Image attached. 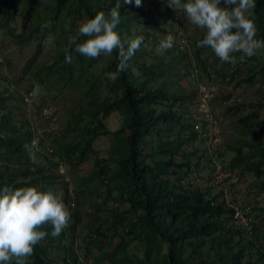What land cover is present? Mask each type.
<instances>
[{
    "label": "rangeland",
    "instance_id": "1",
    "mask_svg": "<svg viewBox=\"0 0 264 264\" xmlns=\"http://www.w3.org/2000/svg\"><path fill=\"white\" fill-rule=\"evenodd\" d=\"M57 1L61 2L58 9ZM97 1L109 4V9L117 3ZM70 2L0 0V114L8 115L15 127L32 132L30 144L35 141L39 161L33 164L27 152L0 147V178L23 169L26 173L16 174L15 180L43 176L38 190L62 194L71 218L64 236L53 237L48 262L65 264L64 247H70L80 264H119V247L124 242L130 259H142L145 245L139 236L129 233V224L140 214L139 204L127 200V181L116 183L111 175L119 159V144L124 141H118L117 132L124 127L125 115L121 107L112 108L106 118L97 110L103 108L104 101H114L119 92L111 88L105 74L113 53L89 59L79 56L73 46L72 60L65 62L68 38L79 35V25L87 18L83 9L75 16ZM141 5L121 0L115 31L126 33L129 39L142 37L136 53L140 62L151 67L144 76L143 91L166 96L164 100L157 97L150 112L156 117L170 110L190 130L195 131L194 124L198 126L195 136L183 141L180 153L173 158L175 165L163 178L177 192L179 187L199 192L203 199L225 203L253 219L250 234L237 231L229 219L227 231H214L194 251L191 245L186 246L183 256L218 264L220 252L227 258H239L241 264H264V165L259 176L241 171L243 165L231 166L237 147L247 154L246 141H264V130L258 137L256 126L247 132L238 121L250 112L251 122L264 120V48L251 57L237 52L232 62H221L210 48L197 47L203 30L191 25L184 13L168 7L166 0H141ZM46 24L51 26L44 27ZM254 26L255 38L264 40V24L262 34L255 21ZM168 35L174 37L173 46L161 50L160 42ZM132 70L141 75L137 68ZM159 126L163 139L182 129L181 125L170 128L169 121ZM188 128L181 134L183 139ZM91 130L101 134L88 144ZM154 145L143 152L151 167L170 158L167 153L151 157ZM58 158L63 162L61 168L57 167ZM102 159L110 165L104 182L98 174ZM225 217L229 215L219 220ZM165 253L163 244L161 250L152 252L150 262L158 263Z\"/></svg>",
    "mask_w": 264,
    "mask_h": 264
},
{
    "label": "trees",
    "instance_id": "2",
    "mask_svg": "<svg viewBox=\"0 0 264 264\" xmlns=\"http://www.w3.org/2000/svg\"><path fill=\"white\" fill-rule=\"evenodd\" d=\"M60 3L58 1L55 3L56 9L59 8ZM70 3L72 6L71 10L75 16L82 9L87 18H92L101 11L106 15L110 12L109 4L101 3L97 0H71ZM254 14L255 24L260 28V34H262L264 0H255ZM73 22L74 19L71 20V24ZM120 37L122 40L129 39L124 32H121ZM79 38H82V42L86 39V37ZM78 55L81 56L79 53ZM118 63V53L113 52V58L105 70V74L116 72ZM127 65V68L118 74V78L115 81H111V88L119 91L116 94V99L114 101H104L106 103L100 105L103 108L97 109L102 111V118H106L114 107H121L125 115L124 127L117 132L119 135L118 141L121 138L124 141L119 144V159L116 162V169L111 175L113 180L117 181L116 183L122 180L127 181V186L124 190L127 200L131 204H139L140 214L129 224V233L139 236L145 245L144 258L133 260L127 256V243L124 242L119 247L122 255L117 262L119 264H153L150 262L152 252L161 250L163 244H166V253L155 264H206L205 259L193 261L184 258L186 246L191 245L194 251L195 247L201 244L202 239L209 237L214 231L219 229L226 230L225 226L228 220L231 219L233 209L226 207L225 203L214 204L213 199H203L202 194L199 192L182 189L181 187H179V192H177L168 186V181L163 176L168 173L170 166L175 165L173 158L180 153L183 141L186 138H193L195 131L190 130L188 124H183L170 110L168 112L161 111L154 117L150 112V106L155 103L157 97L164 100L166 96L164 93L158 94L156 92L143 91V87L147 82L144 80V76L151 67L145 62H140L137 53L128 60ZM132 68H137L141 75L136 76ZM89 103L93 104L92 101H89ZM97 112H95V115ZM252 115L253 113L250 112L248 117L240 118L238 121L242 122V127L247 129V132L251 130L253 125L256 126V133L259 137L264 130V120L251 122L249 118ZM95 119L98 118H93V120ZM168 121L170 122V128L173 125H181L182 129L178 130L176 136L163 139V131L159 125ZM187 128L189 133L183 139L181 134ZM90 134L88 144L101 133L91 130ZM31 140V131L15 127L8 115L0 114V147H8L12 152L16 153L27 152L24 149V145L30 144ZM152 143H156V147L154 145L153 149H151V157H156L160 153H167L170 156L167 161H157L154 167L145 162L147 155L143 153ZM245 145L248 146V153L242 154V147H237L231 166L236 168L243 165L241 171L248 170L253 175L259 176L261 167L264 165V141L259 139L253 142L246 141ZM182 164L188 166L185 161ZM179 166L181 165L179 164ZM109 167L107 160L102 159L98 172L99 175L104 177L102 182L109 176ZM19 173L24 175L26 171L16 169L15 172H10L5 177H1L0 190L5 186L12 190L19 187H37L40 185V179L43 178V176L37 175L27 180H15V175ZM224 214H228L229 217H225L222 221L219 220ZM132 226H134V229H131ZM41 230L46 231L48 235L34 247L33 254L28 257L27 264H53L46 259L53 240L51 235L52 227L48 224ZM60 236H64V230L60 233ZM193 237H195V240L192 242L190 238ZM219 238L220 236L218 235L215 239L219 240ZM210 241H213V239H210ZM64 248L68 255L62 259L65 264H80L77 253L70 247ZM218 255V264H241L239 258L235 259L233 256L227 258L226 255L224 256L220 252ZM216 260L214 259V261Z\"/></svg>",
    "mask_w": 264,
    "mask_h": 264
},
{
    "label": "clouds",
    "instance_id": "3",
    "mask_svg": "<svg viewBox=\"0 0 264 264\" xmlns=\"http://www.w3.org/2000/svg\"><path fill=\"white\" fill-rule=\"evenodd\" d=\"M131 4L132 0H123ZM167 6L176 13L182 12L187 21L203 30V38L197 47H208L221 62L230 63L233 54L242 52L251 57L261 48L264 40L256 39L254 26L255 0H166ZM225 5L222 7L221 5ZM137 7L141 0H135ZM230 6V7H228ZM121 0L110 9L92 18H85L79 25L78 36H70L64 48L65 62L72 60L71 51L89 59L118 53L116 72L107 73V79L115 81L127 68V62L139 50L142 37L122 40L117 31L120 23ZM50 24L44 27H50ZM183 36V32L180 33ZM79 37H86L78 43ZM174 37L166 36L160 42L161 50L172 48ZM127 46V47H126ZM35 141L25 144L24 149L33 164H38ZM71 213L62 194L52 190L41 191L35 186L14 190L5 186L0 190V264H27L34 246L48 235L43 229L50 224L51 235L58 236L67 226Z\"/></svg>",
    "mask_w": 264,
    "mask_h": 264
},
{
    "label": "built area",
    "instance_id": "4",
    "mask_svg": "<svg viewBox=\"0 0 264 264\" xmlns=\"http://www.w3.org/2000/svg\"><path fill=\"white\" fill-rule=\"evenodd\" d=\"M203 111H204V104H203ZM205 112V111H204ZM196 128H198L197 123L194 124L193 129L196 131ZM57 162V167L61 168L62 163L60 159L58 158L56 160ZM231 219L233 220L234 228L237 231L250 234L253 230V219L249 214L240 211V210H233L232 217Z\"/></svg>",
    "mask_w": 264,
    "mask_h": 264
}]
</instances>
